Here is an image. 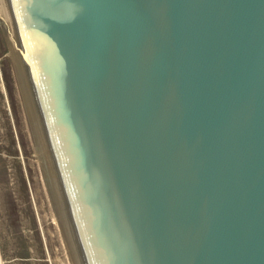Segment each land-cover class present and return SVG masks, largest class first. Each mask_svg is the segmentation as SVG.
<instances>
[{
    "label": "water",
    "instance_id": "water-1",
    "mask_svg": "<svg viewBox=\"0 0 264 264\" xmlns=\"http://www.w3.org/2000/svg\"><path fill=\"white\" fill-rule=\"evenodd\" d=\"M74 264H264V0H0Z\"/></svg>",
    "mask_w": 264,
    "mask_h": 264
},
{
    "label": "rangeland",
    "instance_id": "rangeland-1",
    "mask_svg": "<svg viewBox=\"0 0 264 264\" xmlns=\"http://www.w3.org/2000/svg\"><path fill=\"white\" fill-rule=\"evenodd\" d=\"M0 20V264H74Z\"/></svg>",
    "mask_w": 264,
    "mask_h": 264
},
{
    "label": "bare ground",
    "instance_id": "bare-ground-1",
    "mask_svg": "<svg viewBox=\"0 0 264 264\" xmlns=\"http://www.w3.org/2000/svg\"><path fill=\"white\" fill-rule=\"evenodd\" d=\"M42 158V157H41ZM44 164V163H43ZM45 168V167H44ZM45 170V169H44ZM46 171V170H45ZM47 174V173H46Z\"/></svg>",
    "mask_w": 264,
    "mask_h": 264
}]
</instances>
